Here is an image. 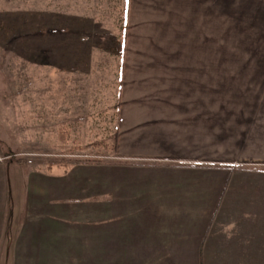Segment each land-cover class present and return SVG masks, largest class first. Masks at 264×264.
Returning <instances> with one entry per match:
<instances>
[{
	"label": "crops",
	"instance_id": "obj_1",
	"mask_svg": "<svg viewBox=\"0 0 264 264\" xmlns=\"http://www.w3.org/2000/svg\"><path fill=\"white\" fill-rule=\"evenodd\" d=\"M125 2L124 55L137 15L143 26L158 24L156 38L168 24L208 38L200 23L212 24L214 0ZM62 24L60 37L78 25ZM147 35L142 28L137 37ZM69 46L60 62L78 68L66 56L84 59L85 48ZM47 49L58 62L63 52ZM180 52L186 61L162 70L122 62V79L134 64L149 86L138 81L126 93L124 84L112 162L30 168L16 207L9 166L28 163L9 161L0 141V264H264V62H202L203 47Z\"/></svg>",
	"mask_w": 264,
	"mask_h": 264
},
{
	"label": "rangeland",
	"instance_id": "obj_2",
	"mask_svg": "<svg viewBox=\"0 0 264 264\" xmlns=\"http://www.w3.org/2000/svg\"><path fill=\"white\" fill-rule=\"evenodd\" d=\"M125 1L0 0V141L9 161L28 163L9 166L11 201L16 207L30 168L46 169L48 163L71 160L107 163L116 159L112 146L124 84L130 83L126 93L133 92L138 81L145 92L149 86L142 67L134 64L122 79L125 60L158 63L162 70L163 63L186 61L180 48L203 47L201 57L196 56L202 62H264V0H214L212 24L209 19L200 23L204 29L199 34L208 38H190L189 24L179 30L168 24L171 32L157 33L156 38L158 24L143 26L137 15L135 20L140 21L131 23L129 32L131 55L122 54L119 44V37L125 38ZM66 19L78 24L70 38L59 36ZM142 28L148 35L137 37ZM77 44L85 48V58L66 57L79 62L78 68L61 64L67 45L79 52ZM141 47H150L151 52L142 56ZM47 48L63 52L58 62L53 55L42 54Z\"/></svg>",
	"mask_w": 264,
	"mask_h": 264
},
{
	"label": "trees",
	"instance_id": "obj_3",
	"mask_svg": "<svg viewBox=\"0 0 264 264\" xmlns=\"http://www.w3.org/2000/svg\"><path fill=\"white\" fill-rule=\"evenodd\" d=\"M126 12H127V9H125V12H124L125 15H127ZM125 32H126V30L123 32V34H125ZM119 38H120L119 44L121 46H123V44L125 42V38H123V36H121ZM112 150L114 151V153L116 152L115 143L112 146ZM16 162L17 163H25V161H23V160H17ZM55 163H57V162H55ZM55 163H52V164H49L48 163L47 164V167L48 168H51L53 166H61V167L67 168V167H70V166L81 165V164H87V165H89V164L103 165L106 162L105 161H102V160H93L92 159V160H86V161L71 160V161H67L65 164H63V163L55 164ZM107 163H109V162H107ZM123 164L124 165H127V163H123Z\"/></svg>",
	"mask_w": 264,
	"mask_h": 264
}]
</instances>
